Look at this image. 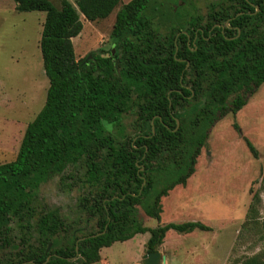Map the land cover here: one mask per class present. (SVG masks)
I'll return each instance as SVG.
<instances>
[{
  "label": "trees",
  "instance_id": "obj_1",
  "mask_svg": "<svg viewBox=\"0 0 264 264\" xmlns=\"http://www.w3.org/2000/svg\"><path fill=\"white\" fill-rule=\"evenodd\" d=\"M13 2L18 12L45 13L39 50L48 88L16 157L0 164V264H98L102 248L136 235L149 234L152 253L169 231H210L195 221L149 228L140 211L160 222L161 198L194 173L214 123L245 106L229 94L264 84V0H209L204 12L195 0H130L114 16L115 53L81 60L72 45L80 15L104 20L120 0ZM131 113L129 134L123 118ZM69 168L80 191L71 222L38 198ZM92 223L96 230L82 233Z\"/></svg>",
  "mask_w": 264,
  "mask_h": 264
},
{
  "label": "rangeland",
  "instance_id": "obj_2",
  "mask_svg": "<svg viewBox=\"0 0 264 264\" xmlns=\"http://www.w3.org/2000/svg\"><path fill=\"white\" fill-rule=\"evenodd\" d=\"M50 1L60 8L61 0ZM68 1L74 5L73 0ZM129 1L120 0L104 20L91 23L80 15L82 31L72 39L77 60L91 53L110 56L114 16ZM208 1L195 3L204 12ZM44 17L43 12H18L13 0H0V164L14 160L27 124L44 105L48 81L39 50ZM166 27L161 25V34L167 33ZM236 96L246 100L245 106L214 123L194 173L184 186L177 185L161 198L160 222L148 220L140 211L143 225L149 228L189 221L211 228L189 234L167 232L157 249L164 264H240L253 256L264 260V84L252 93L229 94L228 102ZM136 125L135 114L123 118L127 133L132 134ZM245 140L254 146L257 157L248 151ZM75 171L69 168L62 179L54 177L38 192L39 200L58 208L68 222L79 216ZM79 171L83 173V168ZM95 230L92 223L82 233ZM148 238L145 233L102 248L98 264H142Z\"/></svg>",
  "mask_w": 264,
  "mask_h": 264
},
{
  "label": "water",
  "instance_id": "obj_3",
  "mask_svg": "<svg viewBox=\"0 0 264 264\" xmlns=\"http://www.w3.org/2000/svg\"><path fill=\"white\" fill-rule=\"evenodd\" d=\"M114 51H115L114 46H112V49H111L112 55L114 54ZM49 258L50 257H48L46 261H48ZM164 260H165L164 257L158 251L152 252V253H146L145 255L142 256V264H164ZM28 263L31 264L32 262H28Z\"/></svg>",
  "mask_w": 264,
  "mask_h": 264
},
{
  "label": "crops",
  "instance_id": "obj_4",
  "mask_svg": "<svg viewBox=\"0 0 264 264\" xmlns=\"http://www.w3.org/2000/svg\"><path fill=\"white\" fill-rule=\"evenodd\" d=\"M195 232V231H194ZM194 232H192V233H194ZM166 238V237H165ZM164 241H165V239H164Z\"/></svg>",
  "mask_w": 264,
  "mask_h": 264
}]
</instances>
